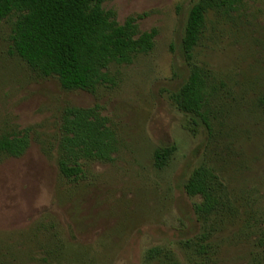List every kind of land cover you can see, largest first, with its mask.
Returning a JSON list of instances; mask_svg holds the SVG:
<instances>
[{"label":"rangeland","instance_id":"1","mask_svg":"<svg viewBox=\"0 0 264 264\" xmlns=\"http://www.w3.org/2000/svg\"><path fill=\"white\" fill-rule=\"evenodd\" d=\"M191 1L104 0L118 23L145 14L138 30L157 34L148 53L109 65L113 88L93 93L64 91L8 56L11 19L0 21V138L28 129L29 140L22 156L0 155V264L264 262V0L204 16L191 64L206 77L209 135L185 131L168 98L188 70L178 44ZM94 104L117 150L109 163L82 162L81 178L66 182L56 166L59 115ZM161 145L174 150L158 170ZM199 162L221 186L207 220L181 187ZM152 248L159 253L147 258Z\"/></svg>","mask_w":264,"mask_h":264},{"label":"trees","instance_id":"2","mask_svg":"<svg viewBox=\"0 0 264 264\" xmlns=\"http://www.w3.org/2000/svg\"><path fill=\"white\" fill-rule=\"evenodd\" d=\"M104 0H0V21L11 19L8 56L19 58L36 76L54 77L64 91L93 93L98 86L113 88L116 79L109 65H129L137 55L151 51L155 28L139 31L137 21L145 14L115 20L103 10ZM239 0H192L187 9L178 53L188 67L185 78L169 94V104L183 115L182 128L195 135L211 131L207 110L206 77L191 64L192 52L201 35L208 11L230 8ZM56 166L69 183L82 176V162L109 163L117 150V139L100 107H64L59 115ZM28 129L0 138V155L18 158L28 148ZM174 147L161 145L152 153V165L162 169ZM182 192L197 198L191 208L197 220H207L219 209L220 182L213 170L199 162L182 183ZM53 230L48 225L44 232ZM204 237V234H201ZM48 255L52 251L46 252ZM159 251L152 248L147 258ZM264 264V262H253Z\"/></svg>","mask_w":264,"mask_h":264}]
</instances>
